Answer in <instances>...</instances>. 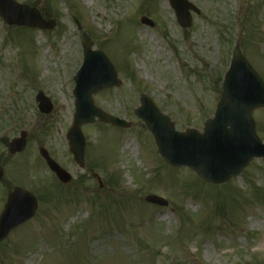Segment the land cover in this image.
Segmentation results:
<instances>
[{
	"label": "rangeland",
	"instance_id": "1",
	"mask_svg": "<svg viewBox=\"0 0 264 264\" xmlns=\"http://www.w3.org/2000/svg\"><path fill=\"white\" fill-rule=\"evenodd\" d=\"M13 1L55 28L10 27L0 18V213L13 187L38 202L35 217L0 243V264H264V160L224 185H208L165 165L134 115L145 94L177 132L201 133L236 44L264 83V0H187L199 10L189 29L178 27L166 0ZM142 17L154 27L141 25ZM82 33L121 81L93 96L94 105L130 124L81 127L84 170L65 141ZM40 93L52 105L47 115L37 110ZM253 120L264 144V109ZM21 133L23 153L6 154ZM39 147L71 175L69 185L59 186ZM147 196L167 206L147 204Z\"/></svg>",
	"mask_w": 264,
	"mask_h": 264
},
{
	"label": "water",
	"instance_id": "2",
	"mask_svg": "<svg viewBox=\"0 0 264 264\" xmlns=\"http://www.w3.org/2000/svg\"><path fill=\"white\" fill-rule=\"evenodd\" d=\"M168 2L180 28H189L192 23L191 13L198 15L199 11L187 0ZM0 17L10 27L46 30L54 27V22L42 20L37 10L17 5L12 0H0ZM139 21L142 25L153 27V23L146 18ZM80 45L84 59L74 78L75 114L66 141L74 162L82 169L85 143L79 129L81 126L92 124L96 119L116 128L127 129L130 125L110 117L93 105L92 96L100 91L119 87L120 82L104 55L92 51L93 43L85 34L82 35ZM237 47L232 52L230 67L224 76L221 99L214 117L204 123L202 134L194 130L177 133L171 121L159 113L144 95L140 96V107L135 111V116L151 133L159 156L169 166L188 167L203 181L219 186L241 175L254 159H264V145L254 132L252 120L253 110L264 108V84L242 58ZM36 101L42 114L50 113L52 106L42 94L37 96ZM24 142V134L11 141L7 145L8 154L21 153L25 148ZM38 153L60 183L70 182V176L43 149H39ZM2 176L0 169V180ZM100 186L102 187L101 183ZM145 201L161 207L167 205L165 201L153 196L147 197ZM36 207V201L29 193L20 189L10 192L0 215V242L16 227L30 220Z\"/></svg>",
	"mask_w": 264,
	"mask_h": 264
},
{
	"label": "bare ground",
	"instance_id": "3",
	"mask_svg": "<svg viewBox=\"0 0 264 264\" xmlns=\"http://www.w3.org/2000/svg\"><path fill=\"white\" fill-rule=\"evenodd\" d=\"M129 146H130V144H129V143H126V144L124 145V149H127Z\"/></svg>",
	"mask_w": 264,
	"mask_h": 264
}]
</instances>
